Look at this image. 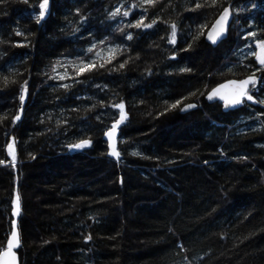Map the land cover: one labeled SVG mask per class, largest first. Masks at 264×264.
Masks as SVG:
<instances>
[{"label":"trees","instance_id":"obj_1","mask_svg":"<svg viewBox=\"0 0 264 264\" xmlns=\"http://www.w3.org/2000/svg\"><path fill=\"white\" fill-rule=\"evenodd\" d=\"M39 3L0 0V252L17 195L21 264H264V0H48L37 23ZM251 74L256 103L205 99Z\"/></svg>","mask_w":264,"mask_h":264},{"label":"snow or ice","instance_id":"obj_2","mask_svg":"<svg viewBox=\"0 0 264 264\" xmlns=\"http://www.w3.org/2000/svg\"><path fill=\"white\" fill-rule=\"evenodd\" d=\"M25 2H27V0H25ZM155 2H156V0H144V3L148 4V5H153V4H155ZM47 5H48V0H40L38 15L36 16V22L37 23H39L40 20L45 16ZM196 7L199 8V7H201V5L197 4ZM119 12H120V10L116 9V11L111 13L110 15L115 16V15L119 14ZM128 15H129L128 11L123 12V16L126 17ZM228 15H229V10L227 8H225L223 15L221 16V18L219 20H217L216 24L213 26L212 31L209 33V35L207 37L209 40L215 42L216 37L218 35H220V33L223 30L224 22L228 18ZM144 19H145L144 17H141L139 20H136V22L134 24H129V27L150 28L156 23V20H153L151 22V24H146V23H144ZM16 34L22 35V33H20L19 31H17ZM250 35L255 36V33H250ZM132 38H133L132 35L128 34L127 39L131 40ZM101 43H103V41H101ZM169 43H172V44L176 43V26H175V24L171 25V35L169 37ZM256 47L258 50L254 51L252 53V55L255 56L256 60L259 62L260 65L264 66V40L257 41ZM89 51H92V49L90 48ZM118 51H119V49H115V50L109 49V58L106 62L111 63V60L115 59V56L118 53ZM92 67H95L94 61L91 64H82V66L78 69V71L79 72L89 71V70H91ZM99 67H104V62H101ZM120 67L123 68L124 64L121 63ZM180 71L186 72V71H190V69L182 68V69H180ZM5 81H7L6 77H5ZM229 83L236 84L237 82L233 81V82H229ZM252 83H254L253 77H249L243 81H240L237 84L236 91H234L232 94L227 95V96L226 95H220L221 89L227 87V85H220L217 89H214L213 92L208 95V99L212 100L214 96L220 95V98L225 100L226 105L227 104L239 105V104L243 103V101L245 99L251 101L254 98L252 95H250L248 93L246 86L249 84H252ZM65 87H67V85H65ZM19 100H20L21 104H23V102L25 101V94H24L23 88L21 89V94L19 96ZM259 102L261 104H264V101H259ZM178 103H179V101H177V104ZM114 107L119 108L121 110V115H120V119L116 120L112 124L111 130L106 133V135L109 138H111L112 136L115 135L117 126L125 119V115L123 112V107H124L123 103L114 105ZM172 107H176V104H173ZM191 107H194V105H186V108H191ZM17 119H19V116H16L13 118V123H15V121ZM90 143H91L90 140H80L79 142H77L75 144L69 145V148L70 149H83L87 146H90ZM8 147H9V149H11L12 145L9 144ZM110 155L118 157V153L116 152L114 147H113L112 151L110 152ZM0 163H3V162L0 161ZM17 200H19L18 196H17ZM6 243H7L6 250L4 252L0 253V257L4 258V264H15V255L12 252L13 246L18 244V234L15 230H13L11 232V239H9Z\"/></svg>","mask_w":264,"mask_h":264},{"label":"water","instance_id":"obj_3","mask_svg":"<svg viewBox=\"0 0 264 264\" xmlns=\"http://www.w3.org/2000/svg\"><path fill=\"white\" fill-rule=\"evenodd\" d=\"M231 6H232V4H230V5H228L226 7L229 10V15H228V18L224 22V27H223L222 32L220 33V35H218L216 37L215 42L209 40L207 37H208L209 33L212 31L213 26L216 24L217 20H219L221 18V16L223 15L224 9L220 12V14L217 16V18L213 21V23L211 24V26L207 30V32L205 34V38H206V40L209 43L217 44V43H219L222 40H224V39L227 38V36L229 34V31L231 30V26L233 24V21H234V14L232 12V7ZM257 50L258 49L256 47V51ZM255 61L257 62L258 66L263 67L262 65L259 64V62L256 60V58H255ZM249 77H253L254 83L247 85L246 86V89H247L248 93L253 96L254 99L251 100V101L245 99L243 101V103H241L239 105H231V104H227L226 105L225 100L221 99L220 98V95H226L227 96V95L232 94L234 91H236L237 84L240 81H243V80H245V79H247ZM233 81L234 82H237V83L236 84L229 83V82H233ZM259 81H260V76H257V75H254V74L247 75V76L241 77V78H230V79H226V80L221 81L220 83L216 84L214 87H212L208 91V93L206 94L205 99L208 102H211V103H217V102L222 103L223 108H224L225 111L235 110V109H238V108L242 107L245 102H248L250 104H253V103H256L257 102L256 97L252 94V92L250 91V89H251V87L253 85L258 84ZM220 85H227V87L221 89L220 95L214 96L212 100H209L208 99V95L211 94L213 92V90L214 89H217ZM119 125L117 126L116 133H115L114 136H112L111 138H109L106 135V133L109 132L111 129H109L105 133V135H104V139H105V141H107V144H108V155L112 159H117L118 158L116 156L110 155V152L112 151L113 147L115 148V150H116V152L118 153V156H119V151H118ZM11 151H12V153H15L16 152L13 145L11 147ZM12 214H13L12 231L15 230L17 232V234H18V244L13 246L12 252L15 255V264H21L20 257H19V254H18V249L21 246V237H20V231H19V226H18V224H19V217H20V214H21V204H20V200H17V195L15 196V199H14ZM9 239H11V233H10L7 241ZM6 247H7V243H6ZM6 247L0 253L4 252L6 250ZM0 264H4V258L3 257H0Z\"/></svg>","mask_w":264,"mask_h":264},{"label":"rangeland","instance_id":"obj_4","mask_svg":"<svg viewBox=\"0 0 264 264\" xmlns=\"http://www.w3.org/2000/svg\"><path fill=\"white\" fill-rule=\"evenodd\" d=\"M234 8H235V6H233ZM233 12H235L234 10H233ZM235 18V17H234ZM254 39V38H253Z\"/></svg>","mask_w":264,"mask_h":264}]
</instances>
